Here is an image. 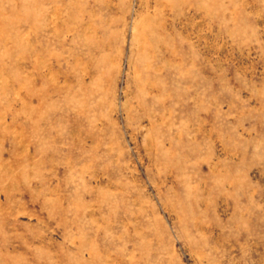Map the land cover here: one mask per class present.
<instances>
[{"label":"rangeland","instance_id":"1","mask_svg":"<svg viewBox=\"0 0 264 264\" xmlns=\"http://www.w3.org/2000/svg\"><path fill=\"white\" fill-rule=\"evenodd\" d=\"M0 264H264V0H0Z\"/></svg>","mask_w":264,"mask_h":264}]
</instances>
